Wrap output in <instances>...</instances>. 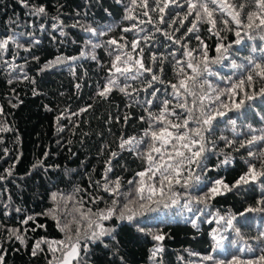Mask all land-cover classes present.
<instances>
[{
  "label": "snow or ice",
  "instance_id": "snow-or-ice-1",
  "mask_svg": "<svg viewBox=\"0 0 264 264\" xmlns=\"http://www.w3.org/2000/svg\"><path fill=\"white\" fill-rule=\"evenodd\" d=\"M18 2L22 7L29 8L30 16L47 15L42 5H31L28 0ZM115 2L123 7L122 20L130 22L129 26L121 30L123 33L133 34L130 41L123 35L120 40L125 41L124 43H119L114 38L104 42L89 39L85 42L86 46L91 48L89 53L81 50L79 56H58L55 61L48 62L44 67H54L81 58L96 60L95 49L106 45L107 54L111 57L110 66L107 68L105 83L97 85L96 95L107 99L113 90H117L131 97L133 104L142 108L144 114L139 120L144 127L138 136L122 135L119 138V152L110 153L102 181H96L94 184L97 191L102 190L110 199L93 195L79 185H75L70 193L51 194L54 206L38 215L54 220L63 236L60 239L37 240L31 248V255L46 253L47 264H88L90 244L98 241L103 243L104 237L115 239V228L107 227L106 221L115 218L131 222L138 216H143L145 212H156L162 205L165 209L177 207L181 213L184 210L193 215L199 213L197 218L203 217L201 223L216 225L209 232L210 251L207 254L189 252L190 256L198 257V264H264V0ZM104 11L111 15L108 9ZM150 13L157 14L155 21ZM141 16L147 19H141ZM52 19L58 20L57 17ZM177 22L179 27L173 29L172 33L162 31L156 26H171ZM78 24L79 21L71 27H77ZM143 25H153L155 32H162L166 41L161 45L167 50L166 53L151 52L148 59L152 66L146 65L145 50L140 45L142 40L154 39L153 30ZM63 27L62 21L53 23V28L59 29L60 35H65ZM81 27L92 37H103L113 30V25L100 29L91 25ZM181 29L184 31L181 32ZM202 31L207 33L208 39L214 40V43L209 44L202 37ZM175 32H181V35L176 37ZM140 33L144 35L140 36ZM23 35L25 33L13 32L0 39V53L8 52L10 43L28 51L29 48H25L17 39ZM193 39L197 43L190 47ZM32 43L38 44L39 41L34 40ZM241 49H246L248 54L242 56ZM12 55L15 57L16 54ZM166 61L171 65L172 80L162 79ZM2 63L10 71H16L17 67L22 70V66L7 60ZM224 69L229 71L225 73ZM23 78L28 79L26 74ZM129 81L138 82L144 87H133ZM76 87L79 88L80 85L77 84ZM139 92L146 93V97L140 99L133 96V93ZM89 108L91 105L72 115H79ZM2 113L3 109L0 108V114ZM230 113L232 115H229ZM250 113L259 118L260 127H255L252 123L238 126L237 120H246ZM61 118L57 117V120ZM129 118L124 117L125 121ZM5 131L11 129L0 124V132ZM225 131L230 132L232 138L225 135ZM217 132L221 134L217 136ZM221 141L224 142L225 148L232 149V152L246 150V155L239 157L246 170L231 184L227 183L223 176H208L210 171L218 172L233 166L235 157L232 152L218 148ZM234 145L237 146L233 147ZM125 152L134 156L140 163V170L135 171L126 184L122 183L119 176L115 179L108 176L113 170L112 160ZM214 155L218 157L217 163L209 167L208 162ZM42 164L40 161L33 167ZM5 172L7 175H0V181L12 175L11 168ZM178 187L183 190V194L177 191ZM205 188L207 191H204ZM255 188H259L261 193L255 206L250 205L238 214L229 212L227 215H221L219 210L211 211L213 206L210 202L216 197ZM195 189H199L203 194L193 196L192 190ZM182 199L184 203H181ZM89 204L96 207L87 206ZM101 204L104 207H100ZM3 207L6 210L9 205L5 204ZM14 210L17 213L22 211L18 207ZM248 214L258 215L260 220L257 223L262 228L257 236L251 238H245L241 228L237 226L252 222V217ZM238 217L243 219L238 220ZM34 220L35 217L29 215L20 223L27 225L29 221ZM192 223L193 227H198L195 220ZM0 229V264H4L7 249L2 241H19L23 245L27 239L24 234L27 229H24V232L19 228L0 226ZM138 230L152 234L150 228L138 226ZM225 233H234L235 239H230V235ZM152 238L163 241L164 235L153 234ZM225 241H228L227 247ZM162 251L160 245L155 246L150 258L155 259ZM47 254H50L51 258H48ZM116 254L114 251L113 255ZM221 255L225 259L219 258ZM188 264L197 262L189 261Z\"/></svg>",
  "mask_w": 264,
  "mask_h": 264
},
{
  "label": "trees",
  "instance_id": "trees-1",
  "mask_svg": "<svg viewBox=\"0 0 264 264\" xmlns=\"http://www.w3.org/2000/svg\"><path fill=\"white\" fill-rule=\"evenodd\" d=\"M28 2L31 5L44 6L47 15L30 16L29 8L22 7L18 0H0V39L13 32L25 33L17 39L25 48H29L25 51L24 48H17L15 44L10 43L9 51L0 53V108L3 109L0 124L11 129L0 132V175L6 176L5 170L12 169V175L0 181V226L19 228L21 232L27 229L24 233L27 239L23 245L19 241H2L4 248L7 249L4 264H47L46 253L32 256L31 248L41 238L60 239L63 236L54 220L38 215L54 206L51 194L70 193L75 185H79L93 195L110 199L102 190L97 191L94 184L96 181H102L110 153L119 152V138L122 135L138 136L144 127L139 120L144 114L142 108L133 104L131 97L117 90H113L107 99L96 95L97 85L105 83L107 68L110 66L111 57L107 54L106 45L95 49L96 60L81 58L54 67H44L48 62L55 61L58 56L61 58L79 56L81 50L89 53L91 48L85 43L89 39L104 42L114 38L119 43H124L125 41L120 40L123 35L130 41L133 34L121 31L130 24L129 21L122 20L124 15L122 5L117 4L115 0H28ZM104 9H108L111 15ZM150 15L154 21L157 19L156 13ZM53 17H57L58 20L54 21ZM140 18L147 19L142 16ZM13 21L18 23L14 24ZM60 21L63 22L65 35H60V30L53 28V23ZM77 21L78 26L71 27ZM185 24L187 25V22ZM88 25L97 29L113 25V30L103 37H92L81 27ZM156 26L162 31L172 33L173 29L179 27V22L171 26L159 24ZM143 27L153 30L154 39L142 40L140 45L145 50L146 65L152 66L148 59L151 52L166 53L167 50L161 46L166 41L162 32H155L153 25ZM183 31L184 29H181V32ZM181 32H175L174 35L178 37ZM27 33L32 35L29 36ZM143 35L144 33H140V36ZM201 35L209 44L214 43V40L208 39L207 33L202 31ZM34 40H38L39 43H32ZM196 43L193 39L189 46H195ZM13 53L16 54L15 57ZM247 54L246 49H241L242 56ZM177 55L179 56V53ZM3 60L22 66V70L21 67H17L16 71H10L2 63ZM164 69L162 79L172 80L173 72L167 61ZM223 71L226 73L229 70ZM25 74L28 79L23 78ZM128 83L133 87H144L138 82ZM77 84L80 85L79 88L76 87ZM133 96L144 99L146 93H133ZM129 104L133 106L129 107ZM88 105H91L88 111L72 115ZM125 116L130 118L125 121ZM57 117L62 118L58 121ZM247 123L260 127L259 118L251 113L246 120L244 118L237 120L238 126ZM221 128H224L223 124ZM220 134L217 132V136ZM224 134L232 138L230 132L225 131ZM218 148L232 152V149L225 148L223 141L219 143ZM242 154L246 155L245 149H241L239 153L232 152L235 157L233 166L218 172L210 171L208 176L212 178L223 176L226 182L231 184L246 170V166L239 158ZM217 160V156H212L208 162L209 167H213ZM40 161L43 162L41 166L33 167ZM112 168L108 176L112 179L119 176L122 183L126 184L135 171L140 170V163L134 156L125 152L112 160ZM177 191L183 194L179 187ZM192 194L200 196L203 193L195 189L192 190ZM260 195L259 188H255L218 196L210 202L213 206L211 211L219 210L221 215H227L229 212L238 214L250 205L255 206ZM181 203H184L183 199ZM5 204L9 205L6 210L3 207ZM87 206L96 207L91 204ZM99 206L104 207L103 204ZM17 207L22 209L20 213L15 212L14 209ZM29 215L34 216L35 220L22 225L20 221ZM248 215L252 217L250 224H237L245 238L255 237L262 230L261 225L257 223L260 217L256 214ZM198 216L199 213L193 215L187 210L181 213L177 207L165 209L161 205L156 212H145L143 216H138L131 222L115 218L106 221L107 227L115 228L113 232L115 239L104 237L103 243L98 241L90 244L88 264H188L189 261H196L198 264V257L190 256L189 252L207 254L210 251L209 232L216 226L214 223L211 225L201 223L203 217L197 218ZM242 219L238 217V220ZM193 220L198 227H193ZM138 226L150 228L152 234L140 232ZM153 234L164 235V240H154ZM225 234L230 235V239H235L234 233ZM250 242L255 243L252 240ZM157 245H160L163 251L155 259H151L152 250ZM225 246H228V241H225ZM114 251L117 252L116 255H113ZM47 255L51 258L50 254ZM219 258L225 259L223 255Z\"/></svg>",
  "mask_w": 264,
  "mask_h": 264
}]
</instances>
